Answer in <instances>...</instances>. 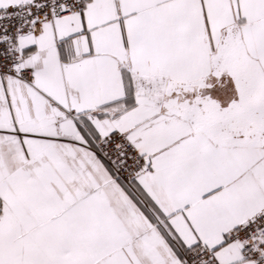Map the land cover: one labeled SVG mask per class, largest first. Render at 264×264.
<instances>
[{
    "label": "snow or ice",
    "instance_id": "snow-or-ice-1",
    "mask_svg": "<svg viewBox=\"0 0 264 264\" xmlns=\"http://www.w3.org/2000/svg\"><path fill=\"white\" fill-rule=\"evenodd\" d=\"M0 264H264V0H0Z\"/></svg>",
    "mask_w": 264,
    "mask_h": 264
}]
</instances>
